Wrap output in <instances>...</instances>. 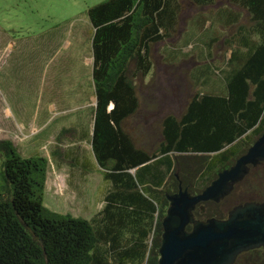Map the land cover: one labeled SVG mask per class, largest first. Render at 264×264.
<instances>
[{
    "label": "trees",
    "instance_id": "16d2710c",
    "mask_svg": "<svg viewBox=\"0 0 264 264\" xmlns=\"http://www.w3.org/2000/svg\"><path fill=\"white\" fill-rule=\"evenodd\" d=\"M181 1L105 0L89 9L96 96L91 147L102 177L111 183L99 225L46 207L49 159L25 157L11 140H0V264H158L167 195L177 192L180 182L192 194L201 192L264 133V0H228L239 10H223L230 19L224 27L235 26L234 32L209 30L201 38L210 40L207 57L222 39L230 50L228 69L222 78L206 77L181 114L162 119L155 152L127 128L140 109L142 78L154 67L152 47L175 31ZM189 1L202 8L215 2ZM240 11L246 12V23L239 21ZM200 68L201 77L208 69L218 72L214 64ZM258 167L220 203H200L195 216L224 219L244 198H264L261 176H254ZM104 243L108 250L102 254ZM110 249L118 250L119 260L106 258Z\"/></svg>",
    "mask_w": 264,
    "mask_h": 264
},
{
    "label": "rangeland",
    "instance_id": "374dc122",
    "mask_svg": "<svg viewBox=\"0 0 264 264\" xmlns=\"http://www.w3.org/2000/svg\"><path fill=\"white\" fill-rule=\"evenodd\" d=\"M103 1L0 0V140H11L25 157L39 154L49 159L46 207L92 220L96 226L111 183L102 177L91 147L96 96L92 83L94 29L88 11ZM181 5L175 31L152 47L153 104L146 106L141 95L139 115L126 123L149 153L162 140V119L171 112L181 114L206 77L222 78L228 69L230 50L222 39L207 57L208 37L196 41L197 36L190 35L201 33L204 18L209 30L231 34L235 26L224 27L230 19L223 10L236 12L238 8L228 0H215L204 8L189 0H182ZM240 15L239 21L246 23V12ZM212 64L219 68L216 75L207 70ZM200 67L207 70L202 77ZM220 85L213 80L214 89L220 90ZM257 171L254 176H261L264 197V163ZM101 245L99 253L105 254L108 244ZM106 254L111 261L119 260L117 249Z\"/></svg>",
    "mask_w": 264,
    "mask_h": 264
},
{
    "label": "water",
    "instance_id": "95a60500",
    "mask_svg": "<svg viewBox=\"0 0 264 264\" xmlns=\"http://www.w3.org/2000/svg\"><path fill=\"white\" fill-rule=\"evenodd\" d=\"M263 163L264 133L201 192L192 194L180 182L179 190L167 195L169 207L162 220L158 264H234L240 254L264 248V202L238 204L224 219H199L194 213L200 203L223 201L251 167Z\"/></svg>",
    "mask_w": 264,
    "mask_h": 264
},
{
    "label": "crops",
    "instance_id": "0c3cea01",
    "mask_svg": "<svg viewBox=\"0 0 264 264\" xmlns=\"http://www.w3.org/2000/svg\"><path fill=\"white\" fill-rule=\"evenodd\" d=\"M223 8H219V10H222ZM225 10V9H224ZM203 22H204V19H203V21H202V26H201V28L199 29L200 30V32L201 33H199V35L197 34V31H195V32H191V35L190 36H193L194 37V39H195V37L197 36V38H196V41L198 40V41H202L203 39H201L202 37H203V33H207L208 31H209V27H207V23H208V21H207V23H206V25L205 26H203ZM197 24H199V20H197V22H196ZM152 71L153 70H151L149 73H148V75L147 76H145L144 78H142V83H141V85H142V87L144 86H148V87H146L145 89L144 88H140V97H141V95L143 96V102H144V104H146V106H152V102L154 101V97H153V92L151 91L152 89H151V85H152V83L150 82L151 81V75H152ZM149 82L151 83V84H149ZM93 83V82H92ZM93 87H94V84H93ZM82 92H86L85 90H83ZM88 95V94H87ZM87 95H86V97H87ZM96 104V103H95ZM142 97H141V104H140V108L142 107ZM147 111H149V113H150V110H147ZM140 112V109H139V111H138V113ZM135 114L134 116H138L139 114ZM134 116H132L130 119H132ZM145 116H147L146 114H145ZM129 120V119H128ZM138 121V120H137ZM145 123H144V125H143V128H144V130L146 129V126H148V122H146V120L144 121ZM145 131H147V129L145 130ZM133 132V131H132ZM131 132V133H132ZM132 134H134V133H132ZM135 138H136V136H134ZM111 188V186L108 188V189H106L107 191L109 190Z\"/></svg>",
    "mask_w": 264,
    "mask_h": 264
},
{
    "label": "flooded vegetation",
    "instance_id": "af4514ba",
    "mask_svg": "<svg viewBox=\"0 0 264 264\" xmlns=\"http://www.w3.org/2000/svg\"><path fill=\"white\" fill-rule=\"evenodd\" d=\"M248 201L264 202V198H259V199L245 198V200H243L240 204L248 202ZM240 256H242L241 264H264V248L263 247L249 250V251H246L240 254L234 264L237 263Z\"/></svg>",
    "mask_w": 264,
    "mask_h": 264
},
{
    "label": "bare ground",
    "instance_id": "6f19581e",
    "mask_svg": "<svg viewBox=\"0 0 264 264\" xmlns=\"http://www.w3.org/2000/svg\"><path fill=\"white\" fill-rule=\"evenodd\" d=\"M195 212V211H194Z\"/></svg>",
    "mask_w": 264,
    "mask_h": 264
}]
</instances>
